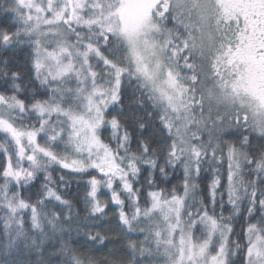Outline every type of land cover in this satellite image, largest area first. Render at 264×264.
<instances>
[{
    "label": "snow or ice",
    "instance_id": "obj_1",
    "mask_svg": "<svg viewBox=\"0 0 264 264\" xmlns=\"http://www.w3.org/2000/svg\"><path fill=\"white\" fill-rule=\"evenodd\" d=\"M0 264H264V0H0Z\"/></svg>",
    "mask_w": 264,
    "mask_h": 264
},
{
    "label": "trees",
    "instance_id": "obj_2",
    "mask_svg": "<svg viewBox=\"0 0 264 264\" xmlns=\"http://www.w3.org/2000/svg\"><path fill=\"white\" fill-rule=\"evenodd\" d=\"M111 247V246H110ZM105 254H106V252H105Z\"/></svg>",
    "mask_w": 264,
    "mask_h": 264
}]
</instances>
